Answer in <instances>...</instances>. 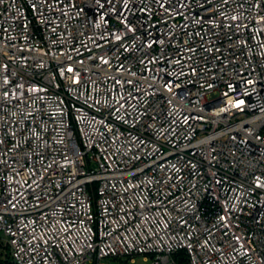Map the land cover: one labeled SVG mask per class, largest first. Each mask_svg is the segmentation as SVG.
Listing matches in <instances>:
<instances>
[{
	"label": "built area",
	"instance_id": "obj_1",
	"mask_svg": "<svg viewBox=\"0 0 264 264\" xmlns=\"http://www.w3.org/2000/svg\"><path fill=\"white\" fill-rule=\"evenodd\" d=\"M0 253L264 264V0H0Z\"/></svg>",
	"mask_w": 264,
	"mask_h": 264
},
{
	"label": "rangeland",
	"instance_id": "obj_2",
	"mask_svg": "<svg viewBox=\"0 0 264 264\" xmlns=\"http://www.w3.org/2000/svg\"><path fill=\"white\" fill-rule=\"evenodd\" d=\"M3 259H1V260H5V258L4 257H2ZM6 261H9L7 258H6V260H5V262ZM122 264H152V261H151V259H149V260H144L142 257H137L136 259H135V261H130V260H128V259H122V261L121 260H119ZM120 262H118V261H116V262H112L111 264H121ZM9 262H6V263H4V264H8Z\"/></svg>",
	"mask_w": 264,
	"mask_h": 264
},
{
	"label": "trees",
	"instance_id": "obj_3",
	"mask_svg": "<svg viewBox=\"0 0 264 264\" xmlns=\"http://www.w3.org/2000/svg\"><path fill=\"white\" fill-rule=\"evenodd\" d=\"M2 255H3V254L0 253V264H4V263L8 262V261L5 262V261L1 260V259H2ZM8 264H10V263H8Z\"/></svg>",
	"mask_w": 264,
	"mask_h": 264
}]
</instances>
